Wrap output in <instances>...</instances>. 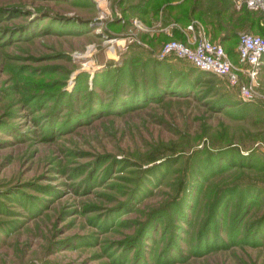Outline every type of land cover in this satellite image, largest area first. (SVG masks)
Masks as SVG:
<instances>
[{"label":"rangeland","instance_id":"374dc122","mask_svg":"<svg viewBox=\"0 0 264 264\" xmlns=\"http://www.w3.org/2000/svg\"><path fill=\"white\" fill-rule=\"evenodd\" d=\"M143 1L0 0V264H264V101L154 63Z\"/></svg>","mask_w":264,"mask_h":264},{"label":"built area","instance_id":"2783aa9c","mask_svg":"<svg viewBox=\"0 0 264 264\" xmlns=\"http://www.w3.org/2000/svg\"><path fill=\"white\" fill-rule=\"evenodd\" d=\"M232 1L236 8L242 6L264 13V0ZM133 25L137 32L146 30L139 21L134 20ZM165 28L179 29L184 40L169 38L163 41L155 53L157 59H183L196 69L210 72L229 87L235 88L241 102L264 101V91L259 90L256 81L257 71L264 57V37L245 31L238 33L235 45L237 63L233 64L220 44L209 40L205 28L197 20L191 19L184 27L170 23ZM257 144L264 152V144L255 145Z\"/></svg>","mask_w":264,"mask_h":264},{"label":"trees","instance_id":"16d2710c","mask_svg":"<svg viewBox=\"0 0 264 264\" xmlns=\"http://www.w3.org/2000/svg\"><path fill=\"white\" fill-rule=\"evenodd\" d=\"M172 2H175V3H172ZM193 6L194 5L193 3L190 2V0H144L141 4L138 5L137 7L138 10L136 9L134 16L139 18V20H141L142 23L146 24L147 26L151 24V21L159 19L163 25H167L169 23H176L180 27H184L191 19H195L202 25L206 23L211 24L212 35L218 34L221 31L223 33H232V32L234 33L237 30L236 29L237 26L244 25V24L248 25L252 29L261 31L258 25L261 19V15L251 12L245 7H241V9L237 11L240 13V15L234 18V17H231V15L229 17L225 16V12L229 9V5H226L227 8L221 7L219 5H218L219 7L212 5V7L216 9L214 11L213 21H206L204 20L203 15H202L204 13V10L200 8L195 10L194 8H192ZM191 8L192 10L190 11ZM234 12L235 11L232 10V13ZM122 15L124 16L123 11H122ZM223 19L225 21H223ZM248 32H251V31H248ZM253 34H258V33L255 32ZM258 35L264 37L261 34H258ZM140 38L148 46H151V48L158 46V44L161 41H165L169 38L176 39V40H184V36L182 32L176 28L171 29L170 37H167L162 33H159V36L157 35L149 36L146 33H142ZM226 38L228 37H225V39ZM235 40L237 41V36ZM236 41H235V44H236ZM137 47L142 50L140 46H137ZM226 53L228 57L229 55H231L228 52ZM234 55H235L236 61H233L232 59L230 60L237 63L235 45H234ZM151 60H153L154 63H163L165 65L167 64L166 63L167 58L162 59V61L164 62L155 61L154 59H151ZM192 67L193 66L188 65L187 70L195 74V70L190 69ZM193 68L195 69V67ZM196 71H197L196 78L205 79V81L208 83H212L213 78L217 77L216 75L210 72H207V71H203L199 69L198 70L196 69ZM131 82H134V81H131ZM250 239L256 240L257 239L256 234H253V237Z\"/></svg>","mask_w":264,"mask_h":264},{"label":"crops","instance_id":"0c3cea01","mask_svg":"<svg viewBox=\"0 0 264 264\" xmlns=\"http://www.w3.org/2000/svg\"><path fill=\"white\" fill-rule=\"evenodd\" d=\"M158 22L155 24V25H157L156 27H153V29H155L156 30V32H154L153 33V35H157V36H159V33H162V34H164L165 36H167V37H170L171 36V30H169V29H167V28H165L167 25H163L162 23H160L161 21H159V20H157ZM151 23H152V21H151ZM170 24V23H169ZM147 26V25H146ZM150 26V25H149ZM149 36H152L150 33L148 34ZM163 42V41H162ZM161 42V43H162ZM160 43V44H161ZM158 47V46H157ZM157 50H158V48H157ZM156 50V51H157ZM264 58V57H263Z\"/></svg>","mask_w":264,"mask_h":264}]
</instances>
